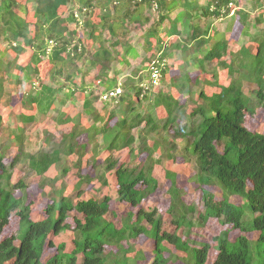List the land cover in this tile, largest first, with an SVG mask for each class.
I'll use <instances>...</instances> for the list:
<instances>
[{"label":"trees","instance_id":"16d2710c","mask_svg":"<svg viewBox=\"0 0 264 264\" xmlns=\"http://www.w3.org/2000/svg\"><path fill=\"white\" fill-rule=\"evenodd\" d=\"M74 2L78 3L80 14L85 16L96 12L98 8L104 10L99 17L96 16L98 22L85 21L81 25L87 29L88 41L93 46L98 45L93 53L82 44L74 45L71 49L77 31L76 27L74 30L70 25L79 26V20L74 9L69 11L67 17L62 15L66 9L70 10ZM251 2L254 9L262 10L264 15L262 0ZM234 3L235 0H208L205 4L199 0H0V45L8 41L14 44L16 53L22 52L24 47L33 51L32 66L16 65V69L23 75L18 81L29 80L30 73L37 75L36 66L41 57H47L52 66L51 78L64 76L65 82L72 85V79L82 70L77 66V61H84L90 69L97 70L95 80L99 85L106 86L101 95L120 88L124 94L103 102L104 105L117 103L109 116V120L116 118L114 126L105 123L102 127H96L93 124L79 130V118L62 119V124L72 122L71 132L63 135L58 147L51 152L28 155L31 168H36L40 175H44L50 164H61V155L76 154L82 161L89 143L80 144L79 137L87 134L92 143L96 136H100L102 145L97 148L107 153L129 149L130 152L137 151L145 156L144 162L134 168L124 165L117 168V162L111 158L106 159L102 165L109 171L117 168L116 199L131 207H139L157 190L158 182L153 172L155 166L161 164V159L156 161L155 153L161 150L164 160L175 162L179 152L194 168L190 182L201 193L199 202L203 211L199 217L202 222L206 224L210 219H216L228 228L213 238L214 248L205 241L197 243L189 238V231L194 227L192 216L197 213V208L184 201L181 190L176 186L177 173L170 170L171 163L164 170L165 177L171 181L168 215L172 221L169 224L163 222L156 209L145 211L140 208L137 212H128L122 226L117 228L107 219L111 196L101 201L89 197L74 202L65 196L64 188L57 192L59 197L52 198L45 209V218L34 221L30 205L25 204L27 187L22 183H12L10 171L13 166L7 165L4 154L0 153V264H136L139 259L129 257L132 249H125L123 242L139 236H146L153 242L154 257L151 264H170V257L165 256L170 247L177 251L171 255L175 261L172 264H264V133L250 131L245 126L246 114L255 112V101L259 107L264 108V28L260 32L251 33V28H258L262 23L263 15H259L252 24L248 11L238 10L235 13L240 19L242 36L249 38L256 49L253 51L250 47H241L227 64L221 60L228 54L230 45L224 33L215 31L212 20L230 15V5ZM108 7H112V11ZM147 9L158 15L142 36L145 50H151L155 41L156 47L166 52L165 56L171 55V48L162 40L161 32L165 31L163 24L170 14L181 9L176 14V24L166 34L179 36V39L183 36L184 43L179 41L175 47L181 48L186 64L190 62L206 73L208 66L217 61V65L226 68L232 77L239 74L241 81L255 85L258 88L256 92L251 97H245L240 85L235 83L211 95L205 90L199 95L201 101L194 103L195 107L190 113L177 100L170 96L164 97L158 92L155 94L158 101L148 112L136 111L142 105L141 97L146 98L144 77L134 73V76L120 85L116 77L121 75V71L116 65H126L129 56H137L135 45L127 38V25L136 23L145 26L149 22L145 16ZM31 12L33 22L29 19ZM204 19L206 21L202 24ZM177 23L181 26L180 31ZM105 31L110 34L106 39L109 44L102 38ZM50 42L55 44L51 49ZM118 47L122 49L121 53ZM155 63L158 64L163 80L164 75H167L164 61L156 57ZM5 70L10 74V68ZM217 73L215 70V78ZM191 77L190 73L184 72L170 79L169 85L174 84L181 95H191L193 81L198 82V78L193 80ZM2 83L3 77L0 74V89ZM55 83L60 87L42 85L35 94L26 95L24 106L28 108L27 105H35L40 113H46L58 95L66 89L61 81L56 80ZM80 88L84 97L83 111L85 115L93 116L96 123L100 117L94 104L99 97H95L84 82ZM152 89L155 90L154 87ZM68 92L69 95L65 96L71 98L73 94L70 90ZM160 107L166 110L165 119H160L156 114ZM32 118L31 115L22 117L26 121ZM133 128H139L140 137H144L137 149L134 147L136 137ZM169 137L173 138L172 142ZM178 140L183 143L180 149ZM22 154V151L19 152L16 158ZM65 172L64 168L61 175L64 176ZM85 181L91 183L88 176H82L78 186L81 187ZM103 184L107 185L108 182L103 180ZM214 187L222 191L221 199H217L215 191H211ZM16 191H20L22 196L18 197ZM77 195L80 198L81 194ZM228 196H238L246 204L238 206ZM14 212L19 218V230L14 236L5 238L4 230ZM73 212V249L67 251L62 244L53 256L43 261L46 249L52 246L49 236H58L67 231V222ZM234 231L238 235L232 240L231 233ZM253 234H257L255 241L249 238ZM108 247H116V250L107 252ZM211 250L216 252L212 260L209 259Z\"/></svg>","mask_w":264,"mask_h":264},{"label":"rangeland","instance_id":"374dc122","mask_svg":"<svg viewBox=\"0 0 264 264\" xmlns=\"http://www.w3.org/2000/svg\"><path fill=\"white\" fill-rule=\"evenodd\" d=\"M199 1L201 4H205L208 0ZM235 1L236 3L230 5L232 9L230 15L226 17L223 16L219 19L213 18L212 20L215 31L221 34L224 33L225 38L230 45L228 54L221 60L226 61L227 64L231 62L232 56L235 55L241 47H250L253 51L256 49V45L250 42L249 38L242 36L240 19L235 13L238 12V10L248 11V13H250V23L252 24L256 22V18L258 19L259 15H263V13H261L262 10L254 9L251 0ZM262 4L264 5V0H262ZM108 8L112 11V7ZM73 9L79 20V26L74 24L70 25L74 30L76 27L77 31L75 44L71 46V49L74 45L82 44L83 47L89 49V51L93 53L98 48V45L93 46L92 43L88 41V37L86 36L87 29L81 25L84 24L85 21H95L94 23L98 22L96 16L99 17L104 10L98 8L96 12L89 16H85L80 14L79 5L77 2H74L72 6H70V10L66 9L67 11L65 10L62 16L67 17L69 11ZM180 10L181 9H178L170 14L169 19L163 24V29H165V31L163 30L161 32L162 40L164 43H167L169 48H171L170 50L172 53L169 56H165L166 52L156 47L155 41H153L154 47L151 48V50L147 51L143 47L142 36L145 29H148L154 21L157 20V12H153V10L149 9L145 11V16L149 19V22L145 26H139V24L136 23L127 25V38L135 45L137 56H129L126 65H116L118 70L121 71V75L117 76L116 79L121 85L129 77L134 76V73H138V76L142 75L144 77L143 87L145 88L144 95L146 98L141 97L142 105L141 107L138 106L136 111L148 112L150 107L158 101L157 98H155V94L157 95L158 92H161L160 94H162V96L164 95V97L170 96L174 100H177L179 105L183 106L187 113H190L195 107L194 103L197 100L198 102L201 101L199 99L201 92L206 90L207 94L211 95L230 86L232 83L240 85L245 97H251L258 88L251 83L241 81L239 79V74L232 77L226 68L217 65V61L212 62V64L208 66L209 70L206 73L201 72L199 69L192 66L190 62L186 64L187 60L185 59L181 48L178 49L175 47V43H178L179 41L184 43L183 36L179 39V36H168L166 34V31L170 30L172 26H174L173 24H176L174 20L177 12ZM29 15V19L33 22L32 12L29 13ZM262 19L263 21L258 25V28H251V33H255L258 30V32H260L261 29L264 28V15ZM205 21L206 19L202 21V24L205 23ZM180 27V24L177 23L179 31ZM109 37L110 34L108 31L103 32V40H106ZM122 39H124V36H122ZM106 44H109V42L107 41ZM54 46L55 44L50 42L49 49ZM23 49L22 52L16 53L14 50V44H11L8 41H4L0 45V53H2L0 63L3 68H0V74L3 77V86L0 89V153L4 154V161L6 164L11 167L13 166V169L10 171L12 175V183H22L27 187L25 192V204L30 205L31 207V218L34 221L44 219L46 216L45 209L52 202V198H58L60 194H57V192L64 188L65 196L74 202L89 197H95V199L101 201L105 197L111 196L110 214L107 219L108 221L113 222L117 228L122 226L123 219L128 212H137L140 208H143L145 211L156 209L158 215L162 217L163 222L169 224L171 223L169 221H172L168 215L170 204L168 190L171 186V181L165 177L164 170L171 163L170 170L177 173L176 186L181 190L184 201L189 205L194 204L197 208V213L192 216L194 227L189 231V238L197 243L205 241L214 248L215 242L213 241V238L228 228L220 224L216 219H210L206 224L202 222L199 217V213L203 211V206L199 202L201 193L197 189V186L193 182H190V178L194 173V168L187 160L183 159L182 153L179 154V152H177L178 157L175 159V162L164 160L162 158L163 153L161 150L155 153L154 157L156 161L157 159H161V164H157L153 172L154 178L158 182L157 190L147 197L139 207H131L129 204L120 202L116 199L117 196L115 192L118 189L116 171L120 165L134 168L142 163V161L144 162L146 159L145 156L143 157V155L139 154L137 151L130 152L129 149L107 153L100 148L102 145V139L100 136H96L92 143L89 142L87 134L79 137L78 142L80 144L89 143L82 161L78 159V155L76 154L72 156L61 155V164H50L44 175H40L36 168H31L30 159L27 157L28 155H37L40 152H51L58 147L63 135L71 132L73 127L72 122L62 124V119L64 120L67 117L79 118V130H84L87 127L89 128L93 124H96V127H102L105 123L114 126L116 118L109 120V116L111 111L117 107V103L114 102L109 105H104L100 99V95L106 86L99 85V82L95 80L97 70L90 69L89 65L84 61H77V66L82 70L72 79V85L65 82L64 76L57 75L55 77L57 81H61L62 84L66 86V89L58 95L55 103L46 113H40L35 105H27L28 108H26L24 106L26 95L29 93L35 94L37 90L41 89L42 85L53 86V88H58L60 85L55 83V79L51 78L52 66L51 63L48 62L47 57H41L40 63L36 66L38 69L37 75L30 73L29 80L23 79L18 81V78H22L23 75L20 74L19 69H16V65L32 66L31 57L33 51H31L30 48L24 47ZM118 49V52L121 53L122 49L120 47H118ZM156 57L162 58L164 61L163 67L166 68L167 75H164L163 80L160 79L156 87H154L155 90H153L152 87H150L152 79L150 67L156 62ZM144 67H148L149 69L145 70ZM6 68L11 69L10 74L6 73ZM212 68L218 71L216 78L214 77L215 70H211ZM184 72L190 73L193 80L198 78L197 83H194V81L192 83L193 94L191 95H181L173 86L174 84L169 85L170 79L173 80L174 78L181 76ZM112 75L111 72L110 76L112 77ZM82 82H84L87 89L94 92L95 97H99V100L94 104L97 110V115L100 117V120H97L96 123L94 122L95 118L93 116L89 117L85 115L83 111L84 97L80 88ZM119 86L118 88H120ZM120 89L122 90V88ZM68 90L73 94L71 98L65 96L69 95ZM121 95L124 94L121 93ZM253 106L255 107V112L254 114H246L245 126L250 131L264 133V108L259 107L257 101L253 103ZM156 114L161 117L160 119L166 118V110L162 107L156 110ZM23 115H31L33 118L26 121V119H22ZM132 132L136 137L134 147L137 149L144 137H140L139 128H133ZM168 139L171 142L173 141L172 137H169ZM177 143L179 144L180 149L183 146V143L179 140ZM99 145L100 147L97 148ZM21 151L23 154L20 155L19 158H16V155ZM109 158L117 162V168L111 171L105 170L102 167L105 160ZM64 168L66 169V172L63 176L61 175V170H64ZM82 176H88L91 183L85 181L82 182L83 184L81 183V187L78 186V182ZM103 180L107 181L108 184H103ZM50 181L54 183L50 184ZM41 183H44L43 186H41ZM211 191H215L214 194L217 196V199H221L222 191L218 187L211 188ZM77 194H81L80 198H78ZM16 195L18 197L22 196L20 191H16ZM228 198L232 203L238 206H244V204H246V201L238 196H228ZM74 214V212L71 213V216L68 219L67 226L69 228L67 231L62 232L58 236H49L52 246L46 249L43 261L53 256L56 253L57 248L62 244L66 246L65 248L67 251L73 249L75 239L73 232ZM199 223L203 224L200 225ZM18 230L19 218L16 215V212H14L10 217L9 225L4 230L3 236L5 238L12 237ZM237 235L238 232H232L231 239H235ZM249 238L251 241H255L257 234L250 235ZM123 247L125 249L131 247L132 252H129V257H137L139 260L136 264H151L153 262V242L146 236H139L134 240L124 241ZM106 250L107 252H110L111 250L115 251L116 247H108ZM174 253H177V251L173 247H170V250L165 254L166 257H170V264L175 263V261L171 259V255ZM209 255V259L212 260L215 258L216 252L211 250Z\"/></svg>","mask_w":264,"mask_h":264},{"label":"built area","instance_id":"2783aa9c","mask_svg":"<svg viewBox=\"0 0 264 264\" xmlns=\"http://www.w3.org/2000/svg\"><path fill=\"white\" fill-rule=\"evenodd\" d=\"M156 63H154L152 65V67H150V74H151V86L150 87H156V85L158 84V82L161 79V73L160 70L157 68ZM122 93V90L118 89L116 91H111V92H106L104 94L101 95V101L102 102H106L112 98L118 97L120 96Z\"/></svg>","mask_w":264,"mask_h":264}]
</instances>
